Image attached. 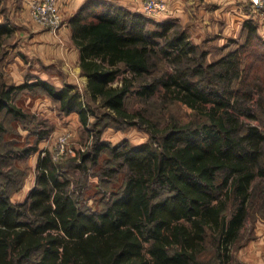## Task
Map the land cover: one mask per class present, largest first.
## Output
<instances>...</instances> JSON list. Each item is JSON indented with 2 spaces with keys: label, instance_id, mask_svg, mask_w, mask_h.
I'll return each instance as SVG.
<instances>
[{
  "label": "trees",
  "instance_id": "16d2710c",
  "mask_svg": "<svg viewBox=\"0 0 264 264\" xmlns=\"http://www.w3.org/2000/svg\"><path fill=\"white\" fill-rule=\"evenodd\" d=\"M70 25L85 94L107 112L97 114L73 84L37 78L7 85L0 76V264L228 263L257 200H264V37L249 20L242 38L230 39L235 48L206 62V51L176 20L157 21L109 1H85ZM8 32L0 24V38ZM158 60L169 68L151 75ZM119 74L125 76L112 86ZM161 90L193 117L149 128L139 144L101 140L110 120L141 125L128 120L125 98ZM24 92L48 98L60 116L76 112L93 139L67 159L40 152L32 188L13 202L25 176L13 162L38 151L50 131L45 119L15 103ZM12 122L34 142L3 140ZM118 173L122 183L106 188ZM93 174L100 209L84 197Z\"/></svg>",
  "mask_w": 264,
  "mask_h": 264
},
{
  "label": "rangeland",
  "instance_id": "374dc122",
  "mask_svg": "<svg viewBox=\"0 0 264 264\" xmlns=\"http://www.w3.org/2000/svg\"><path fill=\"white\" fill-rule=\"evenodd\" d=\"M163 1L167 4L166 0ZM11 7L17 11V14L16 12L11 13V10H9ZM22 10V3H19L17 0H7L0 6V13H2L4 18L7 17V15L12 16V18L7 19L9 32L0 38L1 80L7 85H16V81L18 79L20 82L24 83L25 81H33L37 78L49 81L58 87L70 83L75 85L80 93H82L84 100L91 104L97 114L101 115L102 113L107 112L103 106H100L99 101L92 99L85 94L87 79L83 76V74L70 76V74L65 73L61 69V59H58L57 57H46V60L50 62V66L47 67L43 65V61L41 59L36 58L37 55H40V51L36 47L37 40L28 37L32 24L34 28L48 31L57 38H59L60 29L53 33L47 27L36 23L31 17L29 3L27 4V10H24V13H22ZM27 15L29 19L26 18ZM167 17L164 14L163 16L155 19L157 21H161ZM177 23L181 29L186 32L191 40L189 36L191 32L187 29L188 24L183 21H177ZM208 35H211L212 37L213 34L209 33ZM230 39L233 38H227L223 45H220L219 41L216 39L209 41L210 43L201 41L197 45L199 50L206 51L205 61L212 62L237 46V44L233 43ZM15 57L21 59L23 62L22 65H18ZM168 68L169 67L165 61L158 60L156 67L152 69L151 75H157ZM33 71H39V74H35L36 72ZM33 75H37L35 79H33ZM123 76H125V74H119L116 81L112 82L111 85L115 86L116 84H119ZM163 93L164 92L162 90L155 91L153 95L148 98H142L136 93L130 94L129 97L124 100L125 112L130 116V118H127L128 120L139 122L141 125L134 124L127 125V127L124 125L119 126V124L110 120V125L108 124V126H106L101 133V140L115 144L123 139H128L133 144H139L148 140L149 128L157 131L158 129H162L168 125L171 119H178L186 122L193 117V111L191 109L178 101L169 100V98L165 97ZM25 94H29L31 97L25 96ZM42 97L43 96L24 92L19 94V96L15 99V103L18 106L26 109L31 114H35V116L40 119H45L50 131L47 136L39 140L38 151L24 159H16L13 162V166L15 168L20 171H24L25 173L21 187L17 191H13L11 193V199L13 202L23 201L28 193L27 191H29L30 187L34 184V168L40 152L43 150H49L54 160L67 159L76 156L77 152L85 150L87 146L92 143L93 131L90 124H88L87 127H84L79 120L78 114H73L66 118L62 117V115H58L57 110L50 100L45 103V105H41V103H39L43 100L44 97ZM94 119V116L90 117L89 122L92 123ZM104 120L108 121L107 119ZM107 123L108 122H106V124ZM253 123L256 124L257 121H253ZM10 127L14 131L10 130L5 133L3 140H16L19 146L25 144L27 141L29 144L34 142V136L28 134L29 131L23 129L19 122H12ZM262 129L264 130V126H262ZM60 138H63L65 141L64 152L55 159L54 156L57 153L55 148ZM96 170L97 168H93V171ZM122 179L123 174L118 173L113 182L105 183L104 185L108 189H117L119 184L122 183ZM96 181H98L97 176L95 174L90 175L87 180L84 197L89 206L95 209H100L102 194L97 191ZM261 201L262 204H260L259 200H257L255 211H253L250 217L246 220L240 237L232 248L230 261L226 264H254L252 262L242 260V253H244L243 245L247 242L249 243L251 240L257 241L259 238H264L263 198H261ZM209 252L210 250H208L203 256L207 257Z\"/></svg>",
  "mask_w": 264,
  "mask_h": 264
},
{
  "label": "crops",
  "instance_id": "0c3cea01",
  "mask_svg": "<svg viewBox=\"0 0 264 264\" xmlns=\"http://www.w3.org/2000/svg\"><path fill=\"white\" fill-rule=\"evenodd\" d=\"M5 1L7 0H0V6ZM17 1L22 3V13H24V10H27V4L32 0ZM85 1L87 0L56 1L60 18L62 20V26L59 30V38L53 36L48 31L34 28L32 24V28L29 31L28 37L37 40L36 47L40 51V55H37L36 58L41 59L45 67L50 66V62L46 60V57H57L58 59H61V69L65 73L70 74V76L75 74H83L80 66V51L72 38L70 20ZM103 1H109L132 12H139L140 4L142 2V0ZM166 1L168 7L165 15L168 17L164 20H177L180 22H186L188 24L187 29L189 32H191L189 36L193 44L197 45L201 41L210 43L209 41L216 39L219 41L220 45H223L227 38L241 39L244 33V24L249 20L256 25L259 34L264 37V12L261 13L254 11L250 7V4L247 0ZM9 10H11V13L16 12L17 14V11L14 10L13 7L9 8ZM9 18H12V16L7 15V17L4 18L2 13H0V24H5L8 26L9 24L7 19ZM26 18H28V15ZM207 33H212V37ZM15 58L17 59L16 61L18 62V65H22L23 62L21 59H18L17 57ZM33 72H36L35 74H39V71ZM36 76L33 75V79H35ZM83 76L87 79L85 74H83ZM20 83L22 82H20L18 79L16 81V85ZM25 96L31 97L29 94H25ZM47 102H49V99L44 97L39 103H41V105H45ZM73 114L77 115L76 112H71L67 115H62V117L66 118ZM243 246L244 253H242V260L249 261L254 264L264 263V238H259L257 241L251 240L249 243L247 242Z\"/></svg>",
  "mask_w": 264,
  "mask_h": 264
},
{
  "label": "built area",
  "instance_id": "2783aa9c",
  "mask_svg": "<svg viewBox=\"0 0 264 264\" xmlns=\"http://www.w3.org/2000/svg\"><path fill=\"white\" fill-rule=\"evenodd\" d=\"M247 1L254 11L264 12V0ZM29 7L32 19L36 23L47 27L51 32H57L62 26V20L56 7V0H32L29 2ZM139 11L149 18L155 19L167 12V4L163 0H142ZM64 143V139L60 138L55 148L57 151L54 156L55 159L64 152Z\"/></svg>",
  "mask_w": 264,
  "mask_h": 264
}]
</instances>
